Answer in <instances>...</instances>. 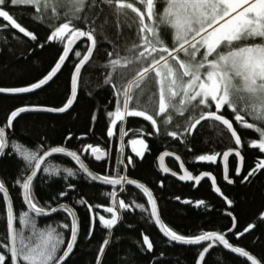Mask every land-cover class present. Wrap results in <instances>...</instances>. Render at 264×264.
Returning a JSON list of instances; mask_svg holds the SVG:
<instances>
[{
	"label": "snow or ice",
	"instance_id": "obj_1",
	"mask_svg": "<svg viewBox=\"0 0 264 264\" xmlns=\"http://www.w3.org/2000/svg\"><path fill=\"white\" fill-rule=\"evenodd\" d=\"M164 7L156 11V0H0V18L10 22V26L18 29L33 41H37V35L23 27L17 22L8 6L18 4L34 5L35 18L43 19L45 11L51 10L52 17L57 21L50 27V34L47 41H58L62 51L58 53L57 59L35 82H30L20 87H0V93H26L32 90L41 89L49 82L54 81L62 65L69 58L72 52L76 60L73 62L70 74V87L60 106H48L41 104H30L16 107L6 117V126H12L14 118L20 113L28 110L48 111L64 113L69 110L77 98L78 80L82 67L89 62L97 48V27L96 16H89V12L101 5L112 9L117 22V27L123 23L125 27L134 32L133 42L124 48V54L119 50L107 51L108 57L104 67L106 74L104 82L110 85L115 98L113 111L107 112L110 123L115 126L120 122L121 141L125 134L123 123L127 116L143 117L151 122V126L158 133L160 125L165 128L170 126L174 120L173 110L181 116L188 114L187 124L177 123V128H183L184 133L191 134L196 126L203 120H214L220 122L230 133L234 140V146L227 147L222 152L211 151L197 155V161L216 162L217 157L224 161V179L230 180L227 168V161L230 154L239 163L234 165V173L242 181H248L257 172L264 170V0H163ZM63 8L64 11H58ZM121 17L123 18L121 20ZM147 18V20H146ZM107 23V19H105ZM168 27L172 32V45L169 46L160 36V27ZM8 25H0V28ZM83 38V39H82ZM107 40V36H104ZM80 41L84 50L81 51L73 45ZM112 43V41H109ZM43 47V45H41ZM131 67L133 75L129 77L121 69ZM120 77L123 83L118 87L115 79ZM227 108L234 120L245 129L253 130L258 138L248 141L259 155L254 166H250L242 173V148L244 141L241 135L233 126V121L220 110ZM250 117L251 119H246ZM96 117L93 115L92 119ZM107 129V135L113 136V127ZM6 128L0 127V155L7 154L8 140ZM149 135L154 133L149 132ZM172 137L180 136L179 131H170ZM71 137V133L68 134ZM86 135V133H82ZM133 151L140 157L143 156V149L147 147L146 141L137 137L131 140ZM139 145V147H136ZM239 146V147H237ZM13 150L25 163V169L21 172V178L14 181L22 189V197L26 204L25 211L19 213L18 220L22 227L15 226L17 216L14 214L13 203L5 182L0 179V195L6 205V237L0 240V264H67V258L73 252L78 241L79 222L76 210L68 204L57 203L56 206L41 205L33 195V181L39 171L44 173L60 175L59 166H52L45 158L53 153H66L72 157L80 170L87 174L92 180L102 181L105 184L118 186L123 184L138 185L147 196V203L135 204L136 208L149 212L150 218L159 225L164 236L170 241L186 244L200 245L198 258L195 264H202L206 254L216 245H222L233 253L250 261L251 264L261 262L247 251L244 247L234 246L226 238L222 231H203L196 235H184L175 231L166 224L158 210V205L152 191L137 180H129L126 175L104 174L100 175L91 171L81 160L80 155L75 151L62 146L41 149L35 151L24 148L20 144H13ZM84 151H91L97 160L108 155L107 151L99 145L86 144ZM179 159V157H176ZM163 160V156L160 157ZM125 160L117 159L116 166L126 170L132 164V158ZM183 167V163L180 165ZM163 167V165H162ZM68 176L77 173L72 168H64ZM163 171H171L163 167ZM207 176L212 180L215 192L232 205L234 201L225 195L220 187L215 186V177L211 172H201L193 176L185 172L180 177L182 180H195L199 182L201 177ZM163 182L161 181V184ZM76 185L67 184L68 189H74ZM59 197H65V191L59 192ZM112 198V206L107 208L110 218L99 215V222L111 229L120 217L118 209H129L133 205L126 203L123 199L117 198L115 188L108 193ZM177 200L180 197H176ZM77 204L85 205L89 210L93 208L83 197L76 201ZM196 205L205 204L203 200H196ZM62 210L69 222L63 223L62 228L67 230L68 236L57 231V228L47 225L45 228H38L36 218L41 215H49ZM231 216V228L225 231L239 237L249 232L255 225L248 223L243 231L232 232L236 227V217ZM264 217V213H261ZM96 216H92V224ZM61 227V225H57ZM87 235L91 236V225ZM111 236V232L108 233ZM203 242V243H202ZM110 241L105 238L100 244L95 264H101V256ZM142 246L146 250L153 249V243L147 234L142 235Z\"/></svg>",
	"mask_w": 264,
	"mask_h": 264
},
{
	"label": "trees",
	"instance_id": "obj_2",
	"mask_svg": "<svg viewBox=\"0 0 264 264\" xmlns=\"http://www.w3.org/2000/svg\"><path fill=\"white\" fill-rule=\"evenodd\" d=\"M94 8L88 14L96 16L97 48L89 62L81 71L78 80V94L72 107L64 113L55 112H27L14 118L12 126H6V117L16 107L30 104L48 106H60L70 87V74L73 62L76 60L71 53L60 73L49 82L47 86L27 94L0 93V127L6 128L8 137L7 154L0 158V179L5 182L11 196L15 215L16 227L20 228L18 216L27 210L22 197V189L14 181L21 178L20 174L25 169V161L12 148V143H19L33 151L43 145V150L49 147L62 146L80 154L84 162L100 175L120 174L128 178L144 183L153 192L162 220L175 231L184 235H196L203 231H225L231 228V216L236 217L237 230L243 231L248 223L255 227L242 236L236 237L229 233L227 238L234 246L244 247L254 255L261 264H264V170L257 172L248 181H242L234 173V165L238 160L232 156L229 160V177L233 181L229 183L224 179L222 158L217 157L216 162L197 161V155L211 151L222 152L227 147L234 146L228 130L214 120H203L191 134L184 133L183 128H177L176 124H187L188 114L181 116L173 110L174 120L165 128L160 125V132H156L151 122L143 117L127 116L123 123L125 134L121 141L120 122L115 126L110 123L107 112L113 111L115 98L110 85L104 82L106 69L104 67L108 57L107 51L119 50L124 54V48L131 44L134 32L124 26L117 27L116 17L111 8L101 5ZM156 11L164 7L163 0H156ZM8 10L13 14L17 22L28 30L33 31L38 40L33 41L18 29L10 26V22L0 18V25L8 27L0 28V87H20L30 82H35L42 74L50 69V66L62 51L58 41H47L50 27L57 21L52 17L51 10L45 11L43 19L35 18V6L18 4L9 5ZM58 11H64L58 8ZM107 19V23H105ZM123 18L121 17V20ZM147 20V18H146ZM107 36V40L104 39ZM160 36L169 46L172 45V32L168 27H160ZM83 39V38H82ZM112 41V43H109ZM43 45V47H41ZM81 51L83 45L79 42ZM74 48V49H75ZM129 77L133 75L131 67L121 69ZM123 79L117 77L115 83L119 87ZM233 121V126L244 141L242 155L244 165L241 175L250 166H254L259 152L248 141L258 138L253 130L242 128L230 114L227 108L220 110ZM93 115L96 117L92 119ZM246 119H251L246 116ZM113 127V136L107 135L108 127ZM179 131L180 136L172 137L170 131ZM152 132L153 135L148 133ZM71 133V137H69ZM86 133V135H82ZM137 137L146 141L147 147L142 157L133 151L131 140ZM99 145L106 150L108 155L101 160L95 159L91 151H84V145ZM239 147V146H237ZM169 151L177 154L193 174L211 172L221 188V191L234 201L228 205L226 201L213 192L209 180H203L197 187L195 184L182 183L170 176H166L160 170L158 157L162 152ZM132 158L125 170L123 166L117 169V159ZM167 165L174 171H180L179 164L173 158L166 159ZM47 163L59 166L60 175L44 173L42 170L33 181V195L41 205L56 206L59 203L70 205L76 210L79 220V236L77 244L67 258V264H95V258L100 244L105 238L110 243L101 256V264H195L198 258L200 245H181L167 239L158 230L150 214L143 209L135 207V204L147 203V196L140 189L128 186L123 190L115 188L118 199H123L133 206L129 209H118L120 217L111 229L99 222V215L110 218L107 208L112 206V198L108 196L113 187H108L92 181L80 170L76 162L66 154H56ZM64 168H72L77 174L68 176ZM161 181L163 182L161 184ZM76 185L74 189H68L67 184ZM65 191V197H59V192ZM83 197L93 208L89 210L85 205L76 201ZM176 197H180L179 200ZM196 200H203L205 204L196 205ZM6 205L3 196L0 195V240L6 237ZM96 216L92 224V216ZM70 218L60 210L47 217H37L38 228L51 225L57 231L63 232L65 238L67 230L62 228L63 223ZM61 225V227H57ZM91 225L92 235H87ZM111 232V236L108 233ZM147 234L153 243V249L148 251L142 246V235ZM3 251V249H0ZM203 264H251L244 258L226 250L221 245L213 247L205 256Z\"/></svg>",
	"mask_w": 264,
	"mask_h": 264
},
{
	"label": "water",
	"instance_id": "obj_3",
	"mask_svg": "<svg viewBox=\"0 0 264 264\" xmlns=\"http://www.w3.org/2000/svg\"><path fill=\"white\" fill-rule=\"evenodd\" d=\"M80 41H77L76 42V44L75 45H73V48H75V46L79 43ZM72 52H70L69 53V56H70V54H71ZM67 60L68 59H66V61L64 62V64L67 62ZM87 63V62H86ZM64 64L62 65V68H63V66H64ZM82 69H83V67H82ZM62 70V69H61ZM60 70V71H61ZM60 71L57 73V75L60 73ZM82 71V70H81ZM56 75V76H57ZM55 78V77H54ZM43 87V86H42ZM37 90H39V89H37ZM34 91H36V90H32V91H30V92H26V93H9V94H27V93H31V92H34ZM74 102H75V100H74ZM74 104V103H73ZM72 107V106H71ZM67 111V110H66ZM27 112H38V110H28V111H25V112H22V113H20V114H23V113H27ZM39 112H48V111H39ZM220 123V122H219ZM6 134V137H7V133H5ZM7 140H8V137H7ZM71 151V150H70ZM56 154H66V153H53V154H50V156L49 157H46L45 158V160H46V162L52 157V156H54V155H56ZM79 154V153H78ZM67 155V154H66ZM80 155V154H79ZM1 156L2 155H0V158H1ZM161 156H163V160H161L160 159V157ZM232 156H234V154H230V156H229V159H228V161H227V168H228V175H229V160H230V158L232 157ZM70 157V156H69ZM81 157V156H80ZM176 157H179L177 154H175V153H173V152H169V151H165V152H162L160 155H159V157H158V164H159V167H160V170L162 171V173L164 174V175H166V176H170V177H172V178H174V179H176V180H178V181H180V182H182V183H191V184H195V187H197L203 180H209L210 182H211V185H212V187H213V192L218 196V197H220L221 199H223V197L222 196H220V194L219 193H217V192H215V188H214V186H213V184H212V180H211V178L210 177H207V176H203V177H201V180L199 181V182H196L195 180H182V179H180V177L182 176V175H184L185 174V172L187 171V172H189V173H191L188 169H187V167L185 166V164L183 163V161H182V159L179 157V159H177ZM70 158H72V157H70ZM105 158H106V156H105ZM167 158H173L174 160H176L177 161V163L179 164V167H180V171L178 172V171H174V170H172L168 165H167V162H166V159ZM73 159V158H72ZM74 160V159H73ZM81 160L84 162V160L81 158ZM75 161V160H74ZM76 162V161H75ZM85 163V162H84ZM181 163H183V167H181L180 165H181ZM222 163H223V168H224V161L222 160ZM238 163H239V161H238ZM77 164V163H76ZM86 164V163H85ZM78 166H79V164H77ZM162 165H163V167H167V168H169L171 171H169V172H165V171H163V167H162ZM243 165H244V160H243V162H242V169H243ZM86 166L91 170V171H93L87 164H86ZM41 171H39L38 172V174L40 173ZM94 172V171H93ZM84 173V172H83ZM94 173H96V172H94ZM38 174H37V176H38ZM86 174V173H85ZM192 174V173H191ZM193 175V174H192ZM213 175V174H212ZM224 175H225V172H224ZM86 176H87V174H86ZM214 176V175H213ZM215 177V176H214ZM35 179V178H34ZM129 180H133V179H130V178H128ZM92 180V179H91ZM92 181H94V182H96V183H99V184H102V185H105V186H108V187H113V188H119V189H122V188H126V187H128V186H134V187H136V188H138V189H140L139 187H138V185H134V184H123V185H118V186H113V185H109V184H105L104 182H102V181H98V180H92ZM229 183H232V182H230L229 180H227ZM140 183H142V182H140ZM144 184V183H143ZM145 185V184H144ZM146 186V185H145ZM215 186L216 187H219V185H218V183H217V180H216V178H215ZM149 188V187H148ZM221 189V188H220ZM141 191H143L142 189H140ZM153 193V192H152ZM153 196H154V194H153ZM155 197V196H154ZM10 198H11V196H10ZM156 199V198H155ZM224 200V199H223ZM11 201H12V199H11ZM24 201V200H23ZM157 201V200H156ZM225 201V200H224ZM13 203V202H12ZM24 204H25V202H24ZM157 205H158V203H157ZM25 206H26V204H25ZM14 207V206H13ZM158 210H159V206H158ZM58 211H60V210H58ZM57 211V212H58ZM57 212H55V213H57ZM55 213H52V214H49V215H41V216H39V217H47V216H50V215H53V214H55ZM14 214H15V210H14ZM159 214H160V211H159ZM76 215H77V213H76ZM161 216V215H160ZM77 219H78V217H77ZM78 222H79V220H78ZM156 224V223H155ZM15 226H16V223H15ZM156 226H157V228H158V230L161 232V230H160V227H159V225H157L156 224ZM234 229L235 228H233L232 229V231H234ZM161 234L162 235H164L162 232H161ZM229 234V232H227V233H225V235H226V238H227V235ZM79 236V235H78ZM166 237V236H165ZM167 239H169L168 237H166ZM172 242H174V243H178V244H181V245H191V246H195V244H186V243H182V242H175V241H172ZM203 243V242H202ZM216 246H218V245H216ZM216 246H214V247H216ZM222 246V245H221ZM223 247V246H222ZM75 248V247H74ZM226 249V248H225ZM74 250V249H73ZM226 250H228V251H230L231 253H233L230 249H226ZM234 254H236V253H234ZM71 255V254H70ZM69 255V256H70ZM237 256H240L239 254H236ZM241 258H244V257H242V256H240ZM244 259H246V258H244ZM247 260V259H246ZM250 262V261H249ZM251 263V262H250ZM202 264H203V262H202Z\"/></svg>",
	"mask_w": 264,
	"mask_h": 264
},
{
	"label": "rangeland",
	"instance_id": "obj_4",
	"mask_svg": "<svg viewBox=\"0 0 264 264\" xmlns=\"http://www.w3.org/2000/svg\"><path fill=\"white\" fill-rule=\"evenodd\" d=\"M50 2H52V0H50ZM13 144H17L16 142H14V143H12V145ZM19 144V143H18ZM21 145V144H20ZM23 146V145H22ZM24 148H27V147H25V146H23ZM132 147H133V145H132ZM136 147H139V145H136ZM145 150H146V148H144L143 149V154H144V152H145ZM51 165V164H50ZM53 166V165H52ZM124 188H122L121 190H123Z\"/></svg>",
	"mask_w": 264,
	"mask_h": 264
}]
</instances>
